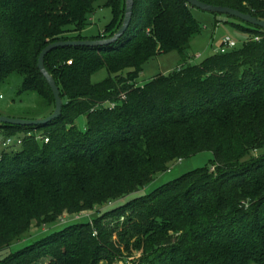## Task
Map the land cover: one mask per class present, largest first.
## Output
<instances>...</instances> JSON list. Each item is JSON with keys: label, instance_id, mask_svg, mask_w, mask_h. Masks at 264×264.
<instances>
[{"label": "trees", "instance_id": "1", "mask_svg": "<svg viewBox=\"0 0 264 264\" xmlns=\"http://www.w3.org/2000/svg\"><path fill=\"white\" fill-rule=\"evenodd\" d=\"M97 1L0 0V83L22 77L21 92L36 94L45 113L26 119L55 109L38 69L45 47L109 39L122 26L125 0H106L111 22L96 37L81 36ZM200 1L264 20V0ZM191 8L186 0H135L131 25L114 44L47 55L61 117L37 127L0 125L5 136L32 134L0 151V252L33 222L105 208L93 223L49 233L0 264H113L115 230L103 219L126 209L118 244L127 254L142 251L148 264H264V31L226 16L248 36L241 49L137 82L152 58L173 51L185 58L201 32ZM102 69L109 77L92 83ZM208 152L206 167L139 195L170 163Z\"/></svg>", "mask_w": 264, "mask_h": 264}, {"label": "rangeland", "instance_id": "2", "mask_svg": "<svg viewBox=\"0 0 264 264\" xmlns=\"http://www.w3.org/2000/svg\"><path fill=\"white\" fill-rule=\"evenodd\" d=\"M106 0H98L92 18L90 19L89 26L82 32L81 36L91 39L98 36L105 27L112 20V11L106 5ZM192 14L195 19L201 25V32L194 35L190 42V48L183 58L177 51L170 52L168 54H160L155 58H152L144 65L143 73L139 76L137 82L144 84L157 76H167L174 71H177L184 65H198L204 62L207 58L219 53V44L223 38L229 37L237 41V48L241 49L245 44L248 36L236 28L233 24L239 25L238 21L228 18L224 15H214L211 13L203 12L196 8H191ZM128 71L125 72V75ZM109 77V73L106 69H102L92 76V83L96 84L106 80ZM22 77L18 75L11 76L7 81L0 83V115L14 118H31L45 114L40 107L41 100L34 94L29 92H21ZM86 117H81L76 122V125L80 130L86 128ZM18 149V148H17ZM2 150L0 146V151ZM259 155V154H258ZM213 160V154L203 153L194 158L187 159L179 163L180 161L172 162L168 166V171L165 174L159 175L155 182L148 188L143 190L139 195L148 194L158 187L166 184L170 181L178 179L186 173L193 170L206 167ZM122 204L116 203L115 206ZM106 206V207H110ZM105 208V207H104ZM103 207H96L90 211H84L74 214L66 213L67 217L62 221L59 219L53 225L40 226L36 222L31 224L29 232L24 236L21 241L15 242L12 247L4 252H0V260L6 258L12 253L29 245L30 242H36L41 238H44L49 233L59 231L66 228L69 225L81 224V223H93V219L102 213ZM107 210V209H106ZM109 210V209H108ZM129 209H126L120 215L108 214L104 216L103 222L107 229L115 230L113 241L117 243L119 252H116L114 256L113 264H148L143 261V253L133 252L127 254L124 246L118 244V234L124 231L122 226L126 213ZM61 220V221H60ZM108 255V254H105ZM50 258H44L40 264H50ZM112 263V262H111ZM107 260H103L100 264H111ZM255 264V263H252Z\"/></svg>", "mask_w": 264, "mask_h": 264}, {"label": "water", "instance_id": "3", "mask_svg": "<svg viewBox=\"0 0 264 264\" xmlns=\"http://www.w3.org/2000/svg\"><path fill=\"white\" fill-rule=\"evenodd\" d=\"M186 2L193 8H196L203 12L216 14V15L229 16L231 18L240 20L245 24L259 28L264 31V20L258 19L250 14H245L242 13L241 11L229 7L209 5L200 0H186ZM134 4H135V0H125V15L122 26L117 31V33L109 39L87 40V41H60V42L51 43L47 47H45L38 59V69L41 72V74L45 77L52 91L55 100V109L53 113L45 118H38L33 120L0 115V125H10V126H19V127H37V126L46 125L52 122L53 120L60 118L63 112L64 102L61 97L60 88L58 87L55 79L52 77V75L48 72L46 68L45 59L47 55L59 48L98 47V46H108L114 44L127 33L133 19Z\"/></svg>", "mask_w": 264, "mask_h": 264}, {"label": "built area", "instance_id": "4", "mask_svg": "<svg viewBox=\"0 0 264 264\" xmlns=\"http://www.w3.org/2000/svg\"><path fill=\"white\" fill-rule=\"evenodd\" d=\"M237 46V41L233 40L229 37L223 38L219 44V53H226L229 50L235 48ZM24 136L31 137L32 134L22 135V136H5L3 133V130L0 129V146L2 150H9V149H15L19 148L24 141ZM38 139H43L45 143H48L49 139L43 138L40 135L37 136ZM68 218L66 214H64L60 219L62 221L64 219Z\"/></svg>", "mask_w": 264, "mask_h": 264}]
</instances>
